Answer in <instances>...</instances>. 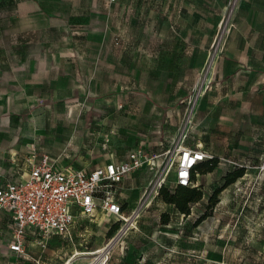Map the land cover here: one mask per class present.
<instances>
[{
	"label": "rangeland",
	"instance_id": "rangeland-1",
	"mask_svg": "<svg viewBox=\"0 0 264 264\" xmlns=\"http://www.w3.org/2000/svg\"><path fill=\"white\" fill-rule=\"evenodd\" d=\"M256 4L0 0V183L24 177L42 155L88 170L125 157L140 138L169 141L160 172L125 192L130 223L97 215L78 222L71 238H51L44 253L28 243L27 257L15 263L3 218L0 264H36L40 255L41 264L86 260L106 246L109 264H264V111L258 115L260 100L236 90L238 76L227 88L213 87L216 70L227 65L219 64L223 55H238L242 29L261 26V13H248ZM176 109L175 132L144 130H159ZM179 144H202L222 167L246 168L212 207L206 204L221 178L197 177L204 200L187 217L159 195L160 180L174 185Z\"/></svg>",
	"mask_w": 264,
	"mask_h": 264
},
{
	"label": "built area",
	"instance_id": "built-area-1",
	"mask_svg": "<svg viewBox=\"0 0 264 264\" xmlns=\"http://www.w3.org/2000/svg\"><path fill=\"white\" fill-rule=\"evenodd\" d=\"M172 186L196 187L192 171L197 164L211 159L202 145L189 148L179 144ZM154 152L145 139L128 153L127 159L110 162L93 170L61 166L49 155L31 161L27 176L0 183V216L9 221L8 251L19 260L27 255L29 240L46 248L52 236L71 238L78 215L90 219L98 212L115 222L128 223L122 200L123 182L133 173L147 169L160 172L163 156ZM164 180L159 186H168ZM101 250V251H100ZM93 258L78 264H109V246L97 249ZM63 264H77L72 257Z\"/></svg>",
	"mask_w": 264,
	"mask_h": 264
},
{
	"label": "crops",
	"instance_id": "crops-1",
	"mask_svg": "<svg viewBox=\"0 0 264 264\" xmlns=\"http://www.w3.org/2000/svg\"><path fill=\"white\" fill-rule=\"evenodd\" d=\"M256 5L258 7H256L255 9L250 7L248 9V13L258 14L260 12L262 15L261 26H259V24H257L254 27L250 26L248 28L242 29L241 35L243 36V39L236 46V49L238 51V55L237 56L236 55H229L228 53H226L225 55H223L224 56L223 59H221L219 61L220 62L219 64H222V63L227 64L231 71L230 72L226 71L227 65H225L222 68H219L218 71L216 70V72L218 74H216L214 77H216V76L218 77L217 78L218 83L215 84V82H214L213 87L221 86L223 88H227L230 86V83H229L230 77L238 76V78L242 79V81L239 83L240 87L236 88V90H238L240 93H242L243 99L260 100V103L256 104V106L254 108L256 109L257 114L262 116L263 111H264V59L261 56V53H264V0H259V4H256ZM214 77H213V80H214ZM224 91H225V89H224ZM208 97H209V93H208ZM226 99H227V94L224 93L221 97H219L218 103L220 102V100L225 101ZM250 107L252 108V104H250ZM179 116H180L179 110H177V109L176 110H168L166 113V120L163 124L162 123L160 124L159 130H157V128H152V127H149V128L145 127L144 130H150V131H162L163 130V131H166L168 133H173L176 131L175 130L176 126L179 124V123H177V120H178L177 117H179ZM262 122H264L263 119H262ZM198 127H199L198 119H195L194 124L191 126V128H192V130H196V129H198ZM143 139H145V138H140V140L138 141V144ZM151 139L152 140H150L147 137L146 140L148 141V148L153 150L154 152L160 153V152L165 151L166 148L169 147V141L164 139V138L162 139L161 137H159L155 141L153 138H151ZM226 139L228 140L229 138H226ZM200 145H202V144H200ZM135 147L136 146H134L133 148H135ZM133 148H131V149H133ZM130 150L127 152L125 157H123V158H118V157L112 158L111 160L107 161L104 165H106L110 162H119V161L126 160ZM205 151L208 154L211 153L214 157H217V158H219V160H221V157L218 154L213 153L212 150H210V148H207V150H205ZM58 164L61 166H70V165H62L59 162H58ZM104 165H101V166H104ZM101 166H96L95 168L101 167ZM222 166H223V163L220 161L218 167L213 172L208 173V175H210V176L213 175V178L215 180H219L220 178H222L226 174V172H228L229 170H232L234 168V166H230V165H228V166L226 165L224 167H222ZM95 168H93V169H95ZM93 169H88V170H93ZM29 170H30V167H29ZM28 173L25 176H27ZM149 176H150V174L148 173L147 169L144 168V169H141V170L133 173L123 182L122 196L121 197H122V200L124 202V209H125V205L129 203V201L127 199L128 195H126L125 192H128L129 190L132 191L136 188H139L142 178L149 177ZM173 176H174V179H176L175 171L173 172ZM215 176H216V178H215ZM11 180H13V179H11ZM101 214L102 213H100V212L97 213V215H101ZM3 218L7 219L4 215L0 216V220ZM85 220H87V219L78 215L77 220H76V224H75V229L77 228L78 222H80V221L83 222ZM53 237H60V236H52L51 238H53ZM51 238H50V240H51ZM50 240H49V243H50ZM28 243L34 244V246L36 248H39L42 250V253L45 252V250L47 249V247L49 245V243H48L46 248H42L36 242L29 240L27 242V245H26V251H27ZM27 255H26V257H27ZM71 257H69V258H71ZM25 258L16 260V259L11 257L10 259L15 263H20ZM41 259H42V256L40 255V256H38L37 259H34V260H35L36 264H41ZM68 259L64 260L63 263L65 261H67ZM74 261L78 264V263L86 262L87 259L86 260H74Z\"/></svg>",
	"mask_w": 264,
	"mask_h": 264
},
{
	"label": "trees",
	"instance_id": "trees-1",
	"mask_svg": "<svg viewBox=\"0 0 264 264\" xmlns=\"http://www.w3.org/2000/svg\"><path fill=\"white\" fill-rule=\"evenodd\" d=\"M220 160L217 157H212L211 159L200 162L195 166L192 171V182L196 184V178L200 175H206L213 172L219 165ZM246 173L245 167H234L232 170L226 172V174L221 178L222 184L218 187L209 197L206 207H212L217 203L218 195L228 186L235 183L239 178H242ZM174 187V191H170V188ZM159 195L163 201L169 205H173L181 214L185 217L191 214V207L194 204L200 203L204 200V192L201 186L196 187H183V186H162L159 192ZM208 216V213H204L201 217L205 219ZM170 218L168 214H163L161 217V223L163 225H168ZM118 225L113 223L108 231V236L112 235L117 230Z\"/></svg>",
	"mask_w": 264,
	"mask_h": 264
},
{
	"label": "bare ground",
	"instance_id": "bare-ground-1",
	"mask_svg": "<svg viewBox=\"0 0 264 264\" xmlns=\"http://www.w3.org/2000/svg\"><path fill=\"white\" fill-rule=\"evenodd\" d=\"M168 160V159H167ZM168 163V162H167ZM130 223V222H129Z\"/></svg>",
	"mask_w": 264,
	"mask_h": 264
}]
</instances>
